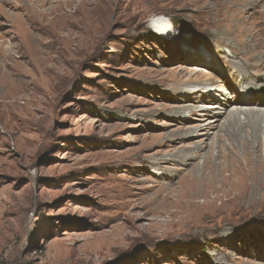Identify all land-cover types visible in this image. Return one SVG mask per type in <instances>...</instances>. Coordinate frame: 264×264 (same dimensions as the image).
<instances>
[{"label":"rangeland","instance_id":"1","mask_svg":"<svg viewBox=\"0 0 264 264\" xmlns=\"http://www.w3.org/2000/svg\"><path fill=\"white\" fill-rule=\"evenodd\" d=\"M221 1L0 0V264H264V154L219 131L264 18Z\"/></svg>","mask_w":264,"mask_h":264},{"label":"bare ground","instance_id":"2","mask_svg":"<svg viewBox=\"0 0 264 264\" xmlns=\"http://www.w3.org/2000/svg\"><path fill=\"white\" fill-rule=\"evenodd\" d=\"M32 1H34V0H32ZM223 1H224V3H222V1H221L222 5H223L222 7L226 8L227 6L225 3V0H223ZM227 1L228 0H226V2ZM232 3H233V7L236 8V10L239 11L238 13H240V14L250 11L253 18H255L257 16H262V18H264V0H235V2H232ZM155 24H156V26H155L156 29H159V31H163V32L169 31V25L166 24L165 21L163 22V20L162 21L157 20V22ZM254 25L260 26V23L258 21H256ZM226 27L227 26H225V24H224L223 29L226 30ZM261 29H263V28H261ZM236 36H237V34H236ZM249 36L250 37L248 40L250 41V43L253 42L254 43L253 45L258 44V42H257L258 40H256V39L251 40L250 39L251 35H249ZM248 40L247 41L244 40L245 42H242V43H245V44L248 43V45H249ZM235 51H231L230 52L231 55H237L238 53ZM220 54L226 55L222 51L220 52ZM258 61L259 62H256V63L246 61L247 63L245 66L253 67V69H254L253 72H254L255 76L260 77L261 74H264V54H263V56H261V58ZM231 66L233 67L232 64H231ZM239 67H236V68L239 69ZM225 75L228 76V73L226 71H225ZM204 81H203V83H204ZM206 81L208 83H210V81H212L211 74L207 76ZM198 83H200V82H198ZM262 84H264V82H261L260 80L251 81V83H249L250 86L244 87V89H246V90L248 89V90L242 91L241 94L239 95V97L244 101H251L252 100L250 103L255 104V106H256V104H258L260 107L264 106V92H263L264 88L262 89V87H264V85H262ZM209 91L210 90H207L206 88L191 90V92H193V93H198V94H196L195 97H193L195 94L194 95L191 94V95H193V96H191V97H193L192 98L193 103L197 102L198 100H209L211 97V94ZM249 92H254L255 94L249 93ZM256 92H258V94ZM187 94H190V91H186V95ZM253 99H255V100H253ZM240 103H244V102H242V101L237 102L238 105ZM230 107H232L231 102H227L226 108L230 109ZM216 108H217L216 105L213 106L211 104H203L201 106L202 111H200V113H198V116L201 117L200 121H202V122L206 121V119H207L206 117L212 112V110H214ZM233 108L234 109H232L230 111V113L227 114L228 120H226L227 118H225L224 122L222 123V125L219 128V131H222L224 136L227 137L228 140L235 142L242 149V151L244 153H248L247 154L248 156L251 155V153H254L255 156L264 154V149L262 150V141L260 138L261 134L264 137V130L262 131V126H261V122H264V111L262 109H239V108H236V106ZM192 110H193V107L188 109L189 112H192ZM240 114L245 116V118L242 119L243 121H241L239 118ZM206 126L207 127L206 128L204 127V128L206 131V136L208 137V135H210V133H211L210 131L212 129L216 128L217 126H215V124H212V121H208V124ZM247 155H246V157H247ZM249 157H251V156H249ZM252 157H253V155H252ZM205 158L206 159L208 158V154H207V156L205 155ZM245 160L247 161V159H245ZM205 162H207V160ZM263 174H264V171L262 170V167H257V168L251 167L248 170V174H247L248 176L245 175L246 177H243V179H241L242 180L241 184H243V186H242L240 192L242 194L239 193L238 197H237L239 199L237 202L240 203V206H245L247 203H249V205H253L255 203L264 202V193L260 194L257 192L258 186H259V188H261L260 185L264 186V182H263L264 180H263V176H262ZM258 180H259V183L257 184ZM215 189H217V188L214 187V181H213V184H210L206 187V191L207 190L208 191L209 190H215ZM257 197H258V199H257ZM211 204H212V200H211V202H209L207 204V206H210ZM204 205H206V204H204Z\"/></svg>","mask_w":264,"mask_h":264}]
</instances>
